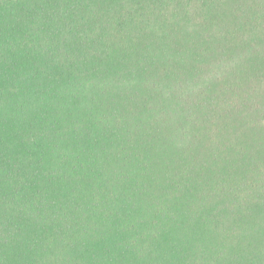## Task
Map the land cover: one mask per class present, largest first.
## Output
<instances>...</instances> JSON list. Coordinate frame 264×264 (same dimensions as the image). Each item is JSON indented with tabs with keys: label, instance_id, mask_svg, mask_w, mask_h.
<instances>
[{
	"label": "trees",
	"instance_id": "16d2710c",
	"mask_svg": "<svg viewBox=\"0 0 264 264\" xmlns=\"http://www.w3.org/2000/svg\"><path fill=\"white\" fill-rule=\"evenodd\" d=\"M0 264H264V0H0Z\"/></svg>",
	"mask_w": 264,
	"mask_h": 264
}]
</instances>
